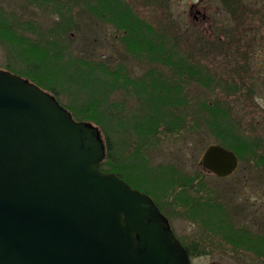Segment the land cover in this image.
I'll return each mask as SVG.
<instances>
[{
	"label": "rangeland",
	"instance_id": "1",
	"mask_svg": "<svg viewBox=\"0 0 264 264\" xmlns=\"http://www.w3.org/2000/svg\"><path fill=\"white\" fill-rule=\"evenodd\" d=\"M87 1L92 3L95 0H0L5 16L13 18L17 23L14 25L12 22L17 32L15 36L19 37L11 40L6 36L0 37V68L29 79L25 76L28 72L26 61L15 55V45L26 49L27 55L34 58L38 57L36 53L39 52L35 50L30 53L33 49L28 48V45H38L39 48L48 45L52 50L53 46H64V53L53 57L67 60L69 63L65 64L70 74L82 64L99 63V67L108 69L109 74L114 76L100 74L101 78H110L118 84L108 95L104 104L106 107L101 109L106 115L119 116L122 121L119 124L124 125L121 130L105 132L101 124L83 118L82 112L76 113L75 117L67 107L70 104L80 110L72 102L77 100L73 91L75 87L66 86L65 75L59 76L64 78L61 80L52 74L44 75L43 78L55 90L48 91L71 112L74 119L92 123L98 128L103 140L110 138L117 145H114L113 153L115 158H121L123 166H126V160L132 163H140L144 158L148 160L149 167L142 173V178L141 175L138 177L134 173L129 175L125 172L131 183L137 181L139 184L131 186L148 193L153 187L150 178L163 166L168 175L174 178L172 183L183 186V183H191L193 188H200L199 193L193 191L192 187L185 189V196L192 194L197 198V194H209L216 201L212 203L218 206L220 216L227 217L231 212L236 226L241 225L243 229L264 235V163L260 158L264 156V73H259L261 69L253 62H236L225 57L228 50L225 52L223 43L213 40L214 37L206 30V33L201 31L200 36H197L198 28L193 25L192 13L189 11L190 6L198 0H123L136 16L152 25L149 35L154 37L151 39L164 48V56L156 59H152L143 50V45H148L149 41L138 43L137 46L141 47L139 49L130 48L125 43L123 36L128 28L133 34L135 26L105 21V16L87 10ZM67 6H71L70 14L66 12ZM58 24L64 26L61 28H69L61 32L57 28ZM217 42L221 47L215 45ZM136 52L141 53L140 57ZM168 53L173 55V66L164 62ZM186 65H192V69H197V72L190 73L192 69L184 68ZM44 66L47 70L46 64L42 69ZM155 75L168 78L169 83H178L184 102L168 107L166 121L158 126L155 137L151 135L145 142H141L129 127H125L127 117L143 110L139 106L141 97L134 94L132 85H147ZM124 81L126 85L122 87L120 83ZM214 106L216 108L207 109ZM212 111L214 116H223L235 132L253 143L252 147L237 155V168L224 177L205 170L201 165L205 148L211 143L221 144L220 137L212 132L205 121ZM120 151L123 154L119 157ZM122 179L127 182L125 178ZM156 195L152 197L167 216L175 234L190 244L203 240L198 244L204 251L211 253L207 256L209 253L205 252L198 264H206L213 258L229 260L226 252L230 250V235L226 239L212 238L209 226H204L197 217L200 214L190 207L194 206L193 202H180L181 195L172 193L166 200L158 198L157 202ZM244 237L249 242L253 240L248 239V233ZM236 252L234 257L238 259L243 253L239 250Z\"/></svg>",
	"mask_w": 264,
	"mask_h": 264
},
{
	"label": "water",
	"instance_id": "2",
	"mask_svg": "<svg viewBox=\"0 0 264 264\" xmlns=\"http://www.w3.org/2000/svg\"><path fill=\"white\" fill-rule=\"evenodd\" d=\"M105 147L49 91L0 68V264H189L153 198L99 168ZM235 152L209 144L227 176Z\"/></svg>",
	"mask_w": 264,
	"mask_h": 264
},
{
	"label": "trees",
	"instance_id": "3",
	"mask_svg": "<svg viewBox=\"0 0 264 264\" xmlns=\"http://www.w3.org/2000/svg\"><path fill=\"white\" fill-rule=\"evenodd\" d=\"M85 7L92 14L98 16H105V21L107 22H119V24H126L131 27L135 26V31H133V34L132 32H129L128 28L127 33H125L126 35L124 34L125 37L123 36L125 43L130 45V48L133 47V49H139L141 47L137 46L138 43H147V41H149L148 45H143V50L145 51V53L149 55L152 59H156L159 57L161 58L164 56L163 46L157 45L151 39L154 36L149 35V31L153 29L152 25L146 22L145 20L141 19L140 17L136 16L132 12V10L126 6L123 0H95L92 3L87 1L85 2ZM3 12L4 9L0 5V37L6 36V38H9L10 40L13 39V37H18L17 35L15 36L17 32L13 26V24L17 25V23H15V20L13 18H9L8 16L6 17V14ZM66 12L69 14L71 13V6L66 7ZM62 26L63 25L60 24L59 27H57L61 32L69 28L68 26H66V29L61 28ZM136 35L140 37H137ZM27 42H29L28 39ZM28 48L33 49V51H30V53H34L35 50H37L39 52L36 53L38 57L34 58L32 56H28L25 51L26 49H23L21 46H14L15 55L17 54V56H21L26 61L25 65L28 67V72H26L25 75L26 77L37 83L43 89L55 92L54 87L46 83V80L43 78L44 75L49 76L50 74H52L54 78L55 76L59 77L60 75H65L66 86L68 88L74 86V96L77 98V100L79 98L82 99L78 100L79 102H77L76 99L75 101H72L73 104H76L80 107V110L77 109V107L71 106L70 104L67 105L68 109L73 113L75 117L76 113L82 112L81 114L83 118L91 119L94 122L101 124V128L105 132H108L110 130H121L123 128L124 125L119 124L120 122H122L119 116L115 114L106 115L101 109L106 107L104 104L106 103L108 95L111 91H113L115 86L118 85L117 82L112 81L110 78H101L100 74H107L111 76L109 74L110 71L108 69H103L102 66L99 67V63L87 65L82 64L81 67L73 69L72 74H70L71 71L69 72V69H67L66 67V64H68L69 62L67 60H60V58L53 57L59 55L60 53H64V46L63 48L59 47V45L55 48L53 46L54 51L50 49L48 45H43L42 48H39L38 45H28ZM38 48L39 50H41L39 51ZM49 52L53 54L51 55ZM136 53H139L138 55L140 57L141 53ZM172 57L173 55L171 53H168L165 57L166 59L164 60V62L169 66H173V61L171 60ZM45 64L46 67L48 66L47 70L45 66L42 69L43 65ZM184 68L191 70L192 65H186ZM193 70L194 69H192L190 73L195 74L197 72V69H195L194 71ZM151 73L154 74L153 71H151ZM111 77L114 78V76ZM62 78L63 77H59L60 80ZM167 79L168 78L164 76L155 75L151 77L147 85L145 83H135L132 85V91L134 92V94L140 95L141 97V102L139 106L143 108V110L141 113L127 117V123H129V125H127L126 123L125 127H129V129L132 130L136 134V136H138V139L140 138L141 142H145L147 137H150L151 135L153 138L155 137L158 126L164 121H166V118L169 114H167V110H169L170 106L182 104L184 102V98L181 95L180 85L175 82L169 83ZM125 83L126 82L124 81L120 84L122 85V87H125ZM82 93L84 94V96L81 97ZM214 108H216V106L211 108L207 107L208 110ZM213 112L214 111L210 113L211 115L209 114L210 117L206 118L205 121L212 130V132L218 137H220L221 144L228 148H232L237 155L242 154L243 151H246L247 149L252 147L253 143L247 140L245 136L239 134L238 132H235L234 127L231 126L229 123H226L224 121L223 116H214ZM104 144L105 155L99 164L100 169L103 171H113L122 178H125L130 185L137 186V181L134 182L136 184L131 183L128 180L129 177L126 178L127 173L125 172H128L129 175L134 173V175L138 177L141 175L142 178V173L145 172L148 166V160L144 158V161L142 160V162L140 163H132L126 160V162L124 161L126 166H123L121 158H115V153H113L115 147L114 145L116 144H114L110 138L104 140ZM120 149L122 150V148ZM121 154H123L122 151H120L119 157L121 156ZM260 158L264 163V156ZM117 165L125 167V169L120 168ZM150 180H153L151 184L153 186L151 190L152 192H147L149 194H152V196L157 194V198L155 197L157 202H159L158 198L165 199L171 193L172 195L179 194L181 195L180 202H193L194 206H190L191 208H193L192 210H194L197 214L206 216L204 217L203 222L205 225H209L212 223H210L209 220L210 216H220L219 211L217 209L218 206H215L214 203H212L216 201H214L209 194L207 196L197 194V198L192 194L191 196H185V189H190L192 187L193 191L198 192L200 188H193V185L191 183H183L184 186L182 184L172 183V181H174V178L168 175V172H166L163 166L162 169L160 168V171L157 174L152 176V179L150 178ZM216 220H218L215 222L218 225V230L224 232L225 223L221 221L222 219H220V217Z\"/></svg>",
	"mask_w": 264,
	"mask_h": 264
},
{
	"label": "flooded vegetation",
	"instance_id": "4",
	"mask_svg": "<svg viewBox=\"0 0 264 264\" xmlns=\"http://www.w3.org/2000/svg\"><path fill=\"white\" fill-rule=\"evenodd\" d=\"M206 1L209 3L206 4ZM189 12L192 13L193 25L198 28L196 32L198 37L201 31L205 33L207 31L214 37L213 40L217 39L223 43L225 52L228 50L225 57L236 62H253L261 69L259 73H264V0H198L190 6ZM215 45L220 46L219 42ZM231 215L230 212L225 219L217 215L209 217L210 223L212 222L208 225L212 238L226 239L227 235H230L228 241L230 250L226 252L229 260L213 258L206 264H264V235L247 228L243 229L241 225L236 226L233 223L234 216ZM197 217L203 223L206 216ZM219 217L225 223L224 232L218 230L215 223ZM203 225L207 226L204 223ZM246 233L249 235L248 239H253L251 242L244 237ZM179 240L188 254L189 264H198L206 252L199 245V241L203 240H199V244L191 243L192 245L184 242L182 238ZM235 249L243 253L238 259L234 257L237 253Z\"/></svg>",
	"mask_w": 264,
	"mask_h": 264
}]
</instances>
